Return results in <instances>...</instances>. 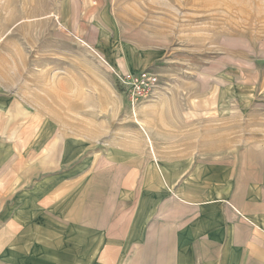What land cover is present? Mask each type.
<instances>
[{"label": "crops", "instance_id": "0c3cea01", "mask_svg": "<svg viewBox=\"0 0 264 264\" xmlns=\"http://www.w3.org/2000/svg\"><path fill=\"white\" fill-rule=\"evenodd\" d=\"M119 53L117 71L158 57ZM150 110L88 138L0 83V264H264V141L173 145ZM154 111L166 133L174 111Z\"/></svg>", "mask_w": 264, "mask_h": 264}, {"label": "rangeland", "instance_id": "374dc122", "mask_svg": "<svg viewBox=\"0 0 264 264\" xmlns=\"http://www.w3.org/2000/svg\"><path fill=\"white\" fill-rule=\"evenodd\" d=\"M130 48L158 53L145 66L161 80L153 100L119 87L110 58ZM0 83L88 138L135 130L145 107L173 145L264 141V0H0ZM168 108L164 133L154 110Z\"/></svg>", "mask_w": 264, "mask_h": 264}, {"label": "built area", "instance_id": "2783aa9c", "mask_svg": "<svg viewBox=\"0 0 264 264\" xmlns=\"http://www.w3.org/2000/svg\"><path fill=\"white\" fill-rule=\"evenodd\" d=\"M119 87L130 97L132 103L153 100L161 93L160 76L148 69L116 72Z\"/></svg>", "mask_w": 264, "mask_h": 264}]
</instances>
